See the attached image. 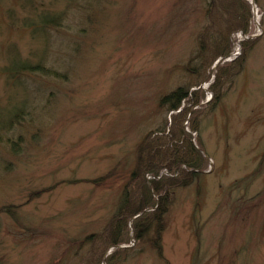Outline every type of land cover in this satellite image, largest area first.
I'll return each instance as SVG.
<instances>
[{"label":"rangeland","instance_id":"rangeland-1","mask_svg":"<svg viewBox=\"0 0 264 264\" xmlns=\"http://www.w3.org/2000/svg\"><path fill=\"white\" fill-rule=\"evenodd\" d=\"M2 1L0 208L16 210L0 213V264H264V0H246L245 34L211 0H29L64 14V26L42 33L24 24L25 0ZM15 5L12 24L6 8ZM218 33L230 53L237 43L239 52L214 68L216 58L193 87L203 100L183 105L185 132L206 160L201 176L172 191L160 248L153 247L156 226L139 239L134 220L125 240L111 244L124 185L132 200L142 197L139 180L130 179L138 144L176 128L159 99L193 79L184 67L199 38L210 43ZM12 46L58 72L6 75ZM16 105L25 111L6 128ZM7 138H21L14 155Z\"/></svg>","mask_w":264,"mask_h":264},{"label":"trees","instance_id":"trees-1","mask_svg":"<svg viewBox=\"0 0 264 264\" xmlns=\"http://www.w3.org/2000/svg\"><path fill=\"white\" fill-rule=\"evenodd\" d=\"M93 1L96 5H100L99 0ZM73 2L74 0L68 1L67 6H72ZM210 2L211 5L213 4L212 8L217 7L218 9H221V7H223L222 16L226 12L230 16H235L234 19L236 20L235 22H237V25L235 26L236 29H242L244 33L248 32L250 5L246 0H211ZM25 3L27 4L23 7L26 8V11H29V14L23 18V21L26 26H35L34 32L42 33V31H45L48 28L57 30L64 26L61 23L64 15L63 12L62 14H53L50 11H39L38 7L34 6L32 1L30 3L29 0H25ZM0 4L3 6L2 0H0ZM84 6H82L83 10L86 9ZM208 6H206V8L209 10ZM15 8L16 5L15 7L8 6L6 8V11L9 13V15H7L8 19L12 24L19 21V17L15 19ZM99 13L101 14L102 12L100 11ZM199 40L200 44L198 51L195 56L190 59L189 66L184 67L185 69H189L188 72L193 79L191 78L187 84L179 85L169 93L164 94L158 101L160 108H165L167 113L173 112L171 115L173 117L174 127H176L174 132H172L171 135H167L165 134L166 129H161L159 131L162 133L161 136L153 137L152 134L147 135L137 146L136 162L130 175V179L134 181L136 179L139 180V185L142 187V197L139 202L132 200L130 197V189L128 188L129 185L127 183L124 185V190L120 195L116 211L112 217L114 225L108 234L111 244L121 243V241L125 240L124 235L126 233L127 223L134 216L140 214V216L133 222L137 237L139 239L146 238V235L150 234L152 228L156 226L157 236L155 239H152L153 247L160 248V235L163 229L162 225L165 222L164 218L170 207V196L172 191L177 188L188 186L201 176V171L204 168L206 160L200 150L192 142L191 134L185 132L183 124L187 119L188 109L184 110L183 105L184 102L190 99V97L191 104L196 106L203 100L202 94H199V91L197 90H193V87L200 86L203 81L202 77L204 76V71L206 69L208 70L216 58L229 53L230 43L228 38H223L222 33H218L217 35L213 34L212 37H210V43L207 40H201L200 38ZM221 43L224 45H221ZM209 44H217L216 46H213L211 53H208L207 51V45ZM243 46L245 48L247 47L246 41L243 42ZM8 51L9 54L5 62V71H7L6 75H9L10 77L17 75L19 78L26 74L55 76L58 72L52 68H45L41 63H32L31 61L24 59L15 46L10 47ZM207 54L209 55V59L207 58ZM244 61L245 59L242 64ZM220 79L221 74L218 78V82ZM219 96V94H216L215 99L219 100ZM24 111V106L16 105L13 112L8 115L9 117L6 122L1 125L10 128L12 124L19 122ZM192 120L193 119H190L189 121V123H191L190 128L195 131L197 128ZM19 140L12 141L10 138H7L4 143L6 147L2 144L1 146L5 147L11 155H14L18 152V148L21 146ZM163 169H167L172 175L176 174V176L173 178L164 174L160 179L153 178L150 181L146 180V175L149 174L154 177L160 176ZM111 176H120V174H118L117 171H113L110 177ZM106 178H108V176L95 180L94 182L99 185L103 183V180ZM153 194L159 196L158 202H153ZM147 209L153 210L148 211ZM15 210V205H6L0 208V213L8 212L15 215ZM88 238L91 237L89 236L86 239ZM149 239L150 238H147V241Z\"/></svg>","mask_w":264,"mask_h":264},{"label":"bare ground","instance_id":"bare-ground-1","mask_svg":"<svg viewBox=\"0 0 264 264\" xmlns=\"http://www.w3.org/2000/svg\"><path fill=\"white\" fill-rule=\"evenodd\" d=\"M238 52H239V43H237L236 45H234L233 54L230 55V57L228 58V60L235 59V57L237 56ZM204 87L206 88L207 87V84H205Z\"/></svg>","mask_w":264,"mask_h":264},{"label":"water","instance_id":"water-1","mask_svg":"<svg viewBox=\"0 0 264 264\" xmlns=\"http://www.w3.org/2000/svg\"><path fill=\"white\" fill-rule=\"evenodd\" d=\"M222 60H223V59H222ZM218 63H219V62H218ZM218 63H217V64H218Z\"/></svg>","mask_w":264,"mask_h":264}]
</instances>
